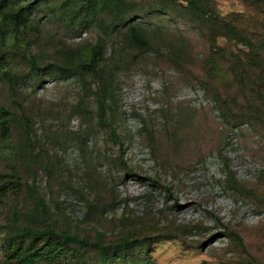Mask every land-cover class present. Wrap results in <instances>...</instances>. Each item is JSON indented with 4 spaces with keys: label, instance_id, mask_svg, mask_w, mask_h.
<instances>
[{
    "label": "rangeland",
    "instance_id": "obj_1",
    "mask_svg": "<svg viewBox=\"0 0 264 264\" xmlns=\"http://www.w3.org/2000/svg\"><path fill=\"white\" fill-rule=\"evenodd\" d=\"M28 1L25 30L0 58V106L15 117L0 138V264L27 250L31 264H104L89 248L54 255L11 238L12 212L21 228L138 241L106 264H264V52L226 42L183 0H119L121 13L91 19L78 0ZM207 5L264 40L262 0ZM97 44V71L85 72ZM27 56L81 78L31 73Z\"/></svg>",
    "mask_w": 264,
    "mask_h": 264
},
{
    "label": "trees",
    "instance_id": "obj_2",
    "mask_svg": "<svg viewBox=\"0 0 264 264\" xmlns=\"http://www.w3.org/2000/svg\"><path fill=\"white\" fill-rule=\"evenodd\" d=\"M174 2L175 0H168ZM186 4V8L195 17L205 20L208 22L209 26L219 37L223 38L226 42L232 43L236 46L243 47L254 54L264 52V40L254 42L247 36L241 34L235 27L231 26L228 22L218 18L209 9L207 5V0H183ZM264 2V0H262ZM72 9H79L82 13V18L91 19L102 11H112L115 13H121L122 7L119 0H78L77 5L71 6ZM32 8L31 3L28 0H0V58L2 57V49L7 45H10V41H18L16 35L22 33L28 23V19L31 16ZM82 22V19L79 20ZM133 40L142 46L144 43L142 39V31L140 29L132 30ZM100 46L95 45L90 51L87 50L83 55V58L79 61V66L84 68L85 72H95L97 71V64L100 59ZM25 63L28 70L31 73L40 75L42 72L54 73L61 78H68L69 74L81 78V74L76 70L69 69L62 66L56 65H46L43 68L36 66L34 59L31 56H27ZM5 61H0V75L5 76L7 79L5 70ZM97 113L99 117L102 116L101 103H97ZM15 118L7 109L0 106V138H4L7 135V129L9 126L10 117ZM114 134V132H113ZM27 135V133H26ZM29 189L35 194V189L29 187ZM36 208L40 211L45 210V206L42 200L36 197ZM16 215L14 212L11 213L10 222H12L11 227L8 229V235L17 240L26 239L29 243H35L42 240L46 244V248L49 253L58 255L56 253L59 250V244L75 245L81 249H92L99 256L102 263L106 264L109 262V254L111 252L127 251L131 249L134 245L138 244V241H123L117 246L107 245L103 246L98 241L88 242L84 239L78 238L75 235H70L65 231L54 232L49 228H44L40 230H31L29 228H21L16 226L15 223ZM22 242V241H19ZM25 255L21 257V253L18 251L16 253L17 260L15 264H31L37 258L34 252L27 250ZM38 252V251H36ZM46 254V253H45ZM18 255H20L18 257ZM119 257L114 256L113 259L117 260ZM9 264V263H8Z\"/></svg>",
    "mask_w": 264,
    "mask_h": 264
},
{
    "label": "built area",
    "instance_id": "obj_3",
    "mask_svg": "<svg viewBox=\"0 0 264 264\" xmlns=\"http://www.w3.org/2000/svg\"><path fill=\"white\" fill-rule=\"evenodd\" d=\"M193 97V101H195L198 105H204L207 101V104L209 103L208 100L203 95V92L201 90H195V91H186Z\"/></svg>",
    "mask_w": 264,
    "mask_h": 264
}]
</instances>
